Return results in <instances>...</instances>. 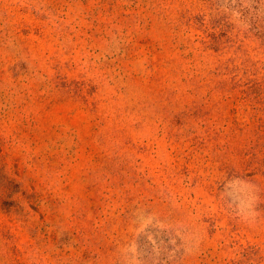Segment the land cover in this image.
<instances>
[{"label":"rangeland","instance_id":"obj_1","mask_svg":"<svg viewBox=\"0 0 264 264\" xmlns=\"http://www.w3.org/2000/svg\"><path fill=\"white\" fill-rule=\"evenodd\" d=\"M0 264H264V0H0Z\"/></svg>","mask_w":264,"mask_h":264}]
</instances>
